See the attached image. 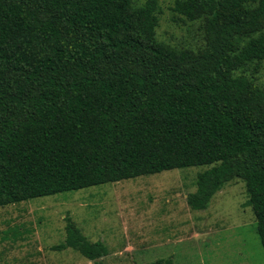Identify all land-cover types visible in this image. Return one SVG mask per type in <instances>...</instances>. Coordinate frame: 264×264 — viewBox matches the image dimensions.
<instances>
[{
  "label": "trees",
  "instance_id": "trees-1",
  "mask_svg": "<svg viewBox=\"0 0 264 264\" xmlns=\"http://www.w3.org/2000/svg\"><path fill=\"white\" fill-rule=\"evenodd\" d=\"M205 46L160 40L158 0H0V207L164 170L210 166L204 209L245 181L264 247V0H175ZM108 254L67 218L65 240ZM153 264H173L158 259Z\"/></svg>",
  "mask_w": 264,
  "mask_h": 264
},
{
  "label": "rangeland",
  "instance_id": "rangeland-1",
  "mask_svg": "<svg viewBox=\"0 0 264 264\" xmlns=\"http://www.w3.org/2000/svg\"><path fill=\"white\" fill-rule=\"evenodd\" d=\"M158 1V38L203 48L204 20L175 13V0ZM237 72L264 86V60L258 71L250 64ZM209 167L174 168L2 206L0 264H264L243 179L225 183L206 208L189 206L198 173ZM68 217L90 241H103L108 254L91 260L71 247L54 248L66 238Z\"/></svg>",
  "mask_w": 264,
  "mask_h": 264
}]
</instances>
